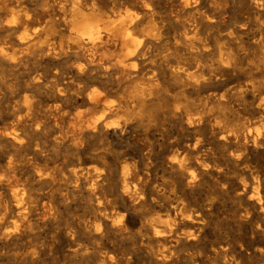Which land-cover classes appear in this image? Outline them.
Returning a JSON list of instances; mask_svg holds the SVG:
<instances>
[{
	"label": "clouds",
	"instance_id": "1",
	"mask_svg": "<svg viewBox=\"0 0 264 264\" xmlns=\"http://www.w3.org/2000/svg\"><path fill=\"white\" fill-rule=\"evenodd\" d=\"M0 264H264V0H0Z\"/></svg>",
	"mask_w": 264,
	"mask_h": 264
}]
</instances>
